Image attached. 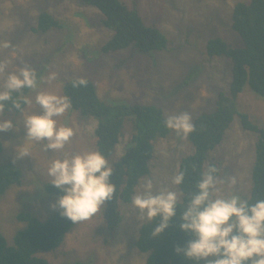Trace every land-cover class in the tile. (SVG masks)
<instances>
[{
	"label": "rangeland",
	"instance_id": "rangeland-1",
	"mask_svg": "<svg viewBox=\"0 0 264 264\" xmlns=\"http://www.w3.org/2000/svg\"><path fill=\"white\" fill-rule=\"evenodd\" d=\"M123 1L137 8L147 24L162 30L168 39L165 49L148 53L131 45L103 52L101 47L113 31L102 24L103 14L96 7L81 0H0V61L7 63L5 76L27 65L35 69L38 80L37 90L21 92L32 100L31 104L19 113L5 109L0 114V122L11 120L15 127L0 131V163L14 162L23 173L22 182L12 185L0 199V231L10 245L15 232L25 226L18 219L20 212L32 211L45 219L57 209L52 205L58 198L48 193L45 185L51 179L48 167L62 153L46 151L45 141L26 140L25 135V117L40 112L35 103L37 91L64 96L67 79L90 78L106 101L154 103L167 116L189 112L192 122L200 113L215 108L220 91L229 93L233 62L230 58L209 56L206 43L209 38L220 36L234 46H242L241 37L231 27V16L237 2L249 0ZM41 11L60 19L63 27L35 31ZM52 73L55 79L49 82L46 78ZM5 76H0V90ZM236 100L239 111L248 113L264 129V97L246 84ZM55 119L57 127H71L75 132L65 151H97L95 118H86L70 107ZM132 132L129 121L109 163L127 149ZM256 140L257 135L242 127L241 118L236 115L221 143L210 151L207 163L218 162V178L226 182L223 195H249ZM154 144L150 172L140 179L134 196L149 179L155 189L163 185L180 194L179 186L172 185L171 179L178 173L182 157L193 151V143L172 130ZM25 150L30 155H18ZM233 178L236 183L229 185L227 182ZM120 204L123 220L115 229L106 227L102 205L92 218L76 223L56 250L39 255L50 264H145L148 252H141L136 241L140 226L147 220L140 218L132 202Z\"/></svg>",
	"mask_w": 264,
	"mask_h": 264
},
{
	"label": "trees",
	"instance_id": "trees-1",
	"mask_svg": "<svg viewBox=\"0 0 264 264\" xmlns=\"http://www.w3.org/2000/svg\"><path fill=\"white\" fill-rule=\"evenodd\" d=\"M81 1L96 7L103 14L102 24L113 31L101 47L103 52L118 51L133 45L140 51L153 53L167 47L168 39L162 30L147 24L138 9L129 7L123 0ZM62 27L60 19L48 11H41L34 29L47 32ZM231 27L241 37L242 46H234L220 36L211 37L206 43L209 56L226 57L233 62L229 93L220 91L215 108L200 113L192 122L195 130L188 137L194 149L184 155L179 164L178 173L183 171L185 176L184 182L178 185L182 195L172 224L155 237L151 233L159 224V217L147 220L140 226L136 246L141 252H148L145 264H197L175 251L177 245L183 247L191 238L178 228L180 213L190 198L189 194L197 190L196 184L203 172L212 166L217 169L215 175L219 176L218 162L207 161L210 151L221 143L236 115L240 116L242 127L257 135L251 189L244 199L250 203L264 199V129L248 113L239 111L236 100L246 84L257 95L264 97V0L237 2L232 11ZM80 79L86 80V85L74 87L73 82ZM27 89L24 88V92ZM22 90L12 93L13 100L20 101L21 109L14 108L11 101H6V110L18 113L24 110L26 103L22 99ZM63 94L70 99L73 110L97 120L96 148L107 160L115 154L127 122L132 123L133 132L127 149L117 160L109 163L113 169L110 182L115 186V192L112 200L103 204V216L106 227L113 230L123 220L120 203L132 202L140 179L150 172L155 141L167 137L172 131L164 123L167 115L162 107L154 103L118 99L106 101L101 98L95 82L90 78L67 79L63 84ZM2 151L0 138V155ZM22 176V170L16 163H0V199L12 185L22 182ZM45 187L48 193L57 198L63 195V191L50 182ZM18 219L25 222V226L15 232L12 245L8 244L0 231V264H50L39 253L56 250L67 233L76 226V223L72 224L68 218L60 215L58 207L45 219L32 211L20 212Z\"/></svg>",
	"mask_w": 264,
	"mask_h": 264
},
{
	"label": "clouds",
	"instance_id": "clouds-1",
	"mask_svg": "<svg viewBox=\"0 0 264 264\" xmlns=\"http://www.w3.org/2000/svg\"><path fill=\"white\" fill-rule=\"evenodd\" d=\"M7 47V43L4 45ZM7 63L0 61V76H5ZM47 81L55 79L50 74ZM80 79L73 86L86 85ZM28 88L37 90L38 80L35 69L25 65L16 72L6 74L2 90H0V114L5 111V102L21 109L19 100H13L12 93ZM24 103L31 104L27 96L22 97ZM35 103L39 113L27 115L24 119L26 140L45 141L46 151L61 152L47 169L50 183L63 191L52 205L60 209V215L68 218L72 224L89 220L106 201L113 198L115 186L110 182L112 167L99 151L71 153L65 151L75 135L73 128L57 127L55 117L64 115L71 107L66 96L37 91ZM165 126L174 130L177 136L186 139L195 130L189 112L171 114L165 118ZM15 128L11 120L0 122V131ZM23 157L30 155L25 150L18 152ZM217 169L210 166L197 181L196 191L190 193L187 204L180 213L178 228L190 235L187 243L177 245L175 251L184 257L200 264H264V199L250 203L248 199L232 193L223 195L224 180L218 178ZM183 171L171 179L172 185L184 182ZM236 183L235 179L227 182ZM177 191L167 186L154 188L153 181L147 180L142 190L132 198L134 209L140 218L151 221L160 218L151 236L164 232L177 216V205L180 203Z\"/></svg>",
	"mask_w": 264,
	"mask_h": 264
}]
</instances>
